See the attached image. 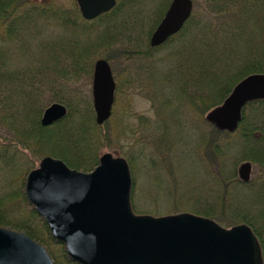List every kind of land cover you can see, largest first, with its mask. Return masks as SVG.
Instances as JSON below:
<instances>
[{
	"label": "trees",
	"instance_id": "obj_1",
	"mask_svg": "<svg viewBox=\"0 0 264 264\" xmlns=\"http://www.w3.org/2000/svg\"><path fill=\"white\" fill-rule=\"evenodd\" d=\"M169 1L153 9L147 18L138 10L140 0H117L108 12L85 20L76 4L62 9L28 5V0H0V129L7 133L0 144V162L9 173V191L0 195V226L29 235L46 249L53 264L79 263L69 257L65 244L52 236L45 219L26 198L25 179L46 155L84 171L97 165L103 141L92 100L78 84L83 77H90L94 58L102 56L111 61L112 50H118L119 56L133 65L128 82L145 91L149 99H155L156 113L164 120L167 113L181 116L182 110L205 115L243 77L264 73V0L195 1L196 9L181 30L162 45L151 47L150 35ZM48 19L58 27L54 39L44 28L37 27L42 26L39 21ZM97 50L100 53L96 54ZM161 50L165 53L158 57ZM162 82L169 84L170 94L160 102L155 87ZM53 102L65 105L66 115L43 126L42 113ZM148 127L153 146H171L174 133L165 122ZM217 135L228 139L218 140ZM231 137L235 141L230 146ZM198 141L206 150L207 161L220 157L225 161L227 153L234 150L264 172V99L243 107L241 122L234 132L215 128L198 137ZM162 159L159 163L152 160L160 164L159 169L164 168ZM237 161L238 158L232 162V169ZM21 165L26 167L19 175ZM153 166L157 168L154 163ZM230 174L232 181L222 174L223 180L216 176L218 182L226 187L230 183H252L241 184L234 173ZM258 183L249 194L256 202L253 214L244 211L239 218L257 236L264 264V177ZM131 207L136 212L132 200ZM211 209L194 207L192 212L220 225L224 222L227 227L235 223L223 221L224 206L218 214Z\"/></svg>",
	"mask_w": 264,
	"mask_h": 264
},
{
	"label": "water",
	"instance_id": "obj_2",
	"mask_svg": "<svg viewBox=\"0 0 264 264\" xmlns=\"http://www.w3.org/2000/svg\"><path fill=\"white\" fill-rule=\"evenodd\" d=\"M75 2L86 20L116 4V0ZM192 10V0H171L149 45H161L178 33ZM91 94L95 121L102 124L111 115L115 96V80L104 58L94 62ZM260 99H264V73L248 74L205 119L216 129L232 133L243 107ZM66 112L62 103H51L42 113L41 125L53 124ZM251 169L249 161L239 164V179L248 182ZM131 184L123 157L104 153L93 170L84 172L46 155L28 172L24 192L52 236L65 244L69 257L79 264H263L258 238L247 223L224 227L189 211L136 213L131 207ZM0 264H53V260L26 233L0 227Z\"/></svg>",
	"mask_w": 264,
	"mask_h": 264
},
{
	"label": "rangeland",
	"instance_id": "obj_3",
	"mask_svg": "<svg viewBox=\"0 0 264 264\" xmlns=\"http://www.w3.org/2000/svg\"><path fill=\"white\" fill-rule=\"evenodd\" d=\"M140 1L138 10H142L143 14L149 18V15H151L150 12L160 7V4L166 0ZM195 1L198 0H192V13L196 9ZM26 3L28 5H31L30 3H37L35 4L36 6H44L45 4L46 6L62 9H69L76 4L75 0H47L46 2L28 0ZM167 7L164 9V13ZM53 21L52 19H48L46 21H39L42 26L37 24V27L44 28V31L47 32V35L49 33L52 39L55 38V31L58 30V27L55 26ZM99 51L97 50L95 53L98 54L100 53ZM159 52L157 54L158 57L163 52L165 53V50ZM95 53H91V55ZM120 54L118 50H112L111 61L101 56L94 58L92 64L93 70L95 60L98 58L106 59L109 62L116 83L112 113L102 124L96 123L104 143H102L103 146L98 156L100 157L102 154L108 152L115 157H123L126 159L132 179L131 190H133L131 200L137 209L136 213L164 215L184 211L192 212V208L194 207L203 208L209 206L212 208L211 210L218 214L222 206H224L226 217L223 221L227 223L232 221L235 222L234 224L241 223L239 218L240 213L247 211L253 214V204H256V202L254 203L249 198V194L251 195L254 186L258 185V182L264 177V172L260 166L248 159H241L242 154L234 150L227 153L225 161L221 157L218 158L219 160L213 158L212 161H207L205 158L206 150L202 149L198 137L211 133L215 127L207 122L205 119L206 114L184 113L182 110L180 113L181 116L167 113L165 120L164 118L160 119V116L156 113L157 105L155 99H149L146 97L145 91L135 88L134 84L128 82L129 70H132L133 65L130 62L128 63V61H124L119 56ZM91 81L92 71L89 78L83 77L78 81V84H81L80 88L83 93L92 100ZM168 85L167 82H162L155 87L160 94V102L164 100L166 95L169 96L170 94V86ZM164 122L168 126L167 129L174 133L172 141L170 142L171 146L167 145L166 147L165 144L161 147L157 145L153 146L152 130L148 126H154L155 124L157 126L159 123L162 125ZM6 135V131L1 128L0 144L5 142ZM217 138L218 140L228 139L224 138V135H217ZM229 140L232 141L231 146L235 139L231 137ZM156 150L158 152H155ZM20 155L23 156L24 154L20 153ZM163 157L165 159H162ZM237 158L238 161L236 164L233 163L234 168L232 169L231 164ZM159 159H162L164 168L159 169L157 167L160 164H156L155 162L157 161L159 163ZM152 160H155V162ZM39 161L35 163V167L38 166ZM244 161H249L252 166L249 179L252 183L250 185L238 186L230 183L226 187L222 182H218L216 176L223 180L222 174L228 176V180L232 181L233 176H231V172L235 174L236 179L241 184L248 183L249 181L242 183L243 181L239 179L237 172L239 164ZM132 162L133 169L131 167ZM153 163L157 167L156 169ZM19 167L18 174L21 175L26 166L21 165ZM6 170L7 168L0 162V195L9 191V187L6 184L9 180V173ZM13 185L17 186V183H13ZM225 224L224 222L221 223L222 226L227 227ZM10 230L18 231L14 229Z\"/></svg>",
	"mask_w": 264,
	"mask_h": 264
}]
</instances>
